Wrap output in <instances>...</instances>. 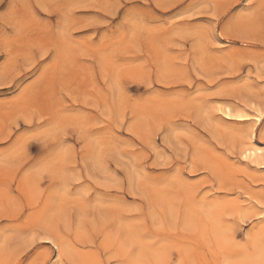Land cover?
Returning a JSON list of instances; mask_svg holds the SVG:
<instances>
[{"label":"rangeland","instance_id":"1","mask_svg":"<svg viewBox=\"0 0 264 264\" xmlns=\"http://www.w3.org/2000/svg\"><path fill=\"white\" fill-rule=\"evenodd\" d=\"M257 110L264 0H0V264H264Z\"/></svg>","mask_w":264,"mask_h":264},{"label":"bare ground","instance_id":"2","mask_svg":"<svg viewBox=\"0 0 264 264\" xmlns=\"http://www.w3.org/2000/svg\"><path fill=\"white\" fill-rule=\"evenodd\" d=\"M263 112H264V110H262V111H258L257 110L258 115L255 117L257 122L261 118ZM222 113H223V115L225 117H231V115H232L231 112H229V110L227 108L224 109L222 111ZM246 117H244V118H246ZM249 142H251V144L249 143V146H246V147L242 148V150L240 152L241 153V157L244 158V159H247V160H249V161H251L253 163H256L257 165H260V166L264 167V151L262 150L261 147H258L257 145H255V139H254L252 134H251V136L249 138Z\"/></svg>","mask_w":264,"mask_h":264}]
</instances>
